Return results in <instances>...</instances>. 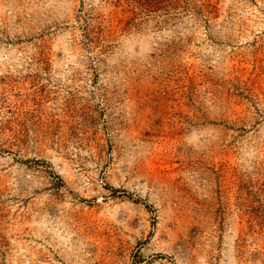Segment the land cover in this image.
Listing matches in <instances>:
<instances>
[{"label": "rangeland", "instance_id": "1", "mask_svg": "<svg viewBox=\"0 0 264 264\" xmlns=\"http://www.w3.org/2000/svg\"><path fill=\"white\" fill-rule=\"evenodd\" d=\"M0 264H264V0H0Z\"/></svg>", "mask_w": 264, "mask_h": 264}, {"label": "trees", "instance_id": "2", "mask_svg": "<svg viewBox=\"0 0 264 264\" xmlns=\"http://www.w3.org/2000/svg\"><path fill=\"white\" fill-rule=\"evenodd\" d=\"M141 1H144V0H138V2H141ZM151 4V3H150Z\"/></svg>", "mask_w": 264, "mask_h": 264}]
</instances>
